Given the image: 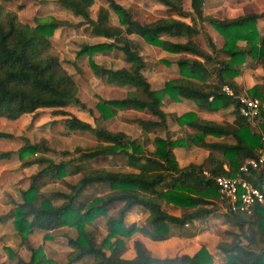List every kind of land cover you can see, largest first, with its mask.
<instances>
[{
    "label": "trees",
    "instance_id": "trees-1",
    "mask_svg": "<svg viewBox=\"0 0 264 264\" xmlns=\"http://www.w3.org/2000/svg\"><path fill=\"white\" fill-rule=\"evenodd\" d=\"M155 1L163 4L170 14L139 22L131 18L119 3L108 0L123 26L121 32L99 25L96 19H92L84 0H59L63 7L89 24L92 32L111 38V41L81 44L76 55L88 54L90 65L106 82L128 87L120 97L96 101L95 109L100 118L106 119L119 110L131 108L149 116L139 119L143 130L154 127L164 130V136L154 139L155 147L149 152H145L141 143L121 130L92 125L64 110V105L76 99L77 86L71 74L61 66L50 41L58 22L46 18L29 25L22 22L14 10L0 3V117L13 120L23 113L34 114L38 108H54L55 112L65 115L63 125L67 129L90 131L97 141L93 147L80 150L79 163L74 159L53 162L45 156L32 157L37 151L47 149L41 141L30 143L24 140L15 150H0V159H8L15 154L21 166L33 162L44 164L30 175L27 187L20 190V200L0 214V222L9 219L20 242L29 251L28 258L17 257L16 264H71L86 256L91 257L90 264H212V254L203 244L191 254L182 252L172 256H155L144 248L141 241L134 239V254L122 256L125 238L138 229L136 222L125 223L124 217L132 207H141L147 212L142 225L156 239L171 235V227L180 228L193 220H205L215 208L213 203L215 205V201L221 198L213 176L233 175L245 157L255 154L260 145V134L264 133V110L259 111L261 119L256 121L259 128L256 131L251 120L238 113L235 98L223 93L220 87L226 83L237 92L239 88L233 77L245 62V54H249L252 64L262 67L263 75L261 82L248 87L246 93L256 96L260 103L264 102V34L259 33L255 26L256 18L264 16V11L217 18L202 13L203 0H188L189 9L183 5L185 0ZM204 21L223 39L222 45L216 47L206 37L208 51L196 40ZM128 34L138 35L145 42L168 52L180 53L175 60L178 76L166 79L161 87L151 88L142 73L145 61L140 47L127 37ZM238 40H243L244 44L238 45ZM112 48L121 51L126 65L96 68L90 55ZM164 96L171 100L186 98L207 110H216L232 102L233 118L230 122H217L202 118L193 110L178 115L167 113L160 107ZM168 115L190 131L183 136L169 135ZM205 135L228 136L232 142H205ZM12 136L0 131V138ZM198 143L209 147L206 157L199 163L188 162L180 166L173 148ZM112 154H121L125 163L136 170L89 168L83 171L84 162L96 156ZM79 170L82 174L78 184L105 182L109 190L84 202L75 199L77 191L73 185L71 192L64 194V199L58 204L39 192L40 183L36 179L39 175L45 173L53 179ZM203 170L208 174L204 175ZM246 178L263 190L264 163L259 169L251 170ZM115 202L120 203L116 214L107 215L108 205ZM164 203L179 206L182 211L178 215L169 213L163 208ZM223 216L238 229L235 241L216 244L224 255V263L264 264V246L256 248L254 242L257 238L264 244V202L254 204L249 213L226 209ZM98 217L105 218V232L100 235L93 226ZM61 226L74 227L76 231L74 237H67L70 250L64 263L47 257L42 245H33L28 238L35 229L44 230L42 237L48 238L49 230ZM8 254L14 255L10 249Z\"/></svg>",
    "mask_w": 264,
    "mask_h": 264
},
{
    "label": "rangeland",
    "instance_id": "rangeland-1",
    "mask_svg": "<svg viewBox=\"0 0 264 264\" xmlns=\"http://www.w3.org/2000/svg\"><path fill=\"white\" fill-rule=\"evenodd\" d=\"M113 1L123 6L129 12L131 18L139 22H148L170 14L163 4L155 0ZM253 1L256 0H240L236 5H233L228 0H204L203 6L205 11L217 16H231L253 9ZM0 3L14 10L18 18L29 25H34L36 20L46 18H52L58 22V26L50 36V41L57 52L61 66L71 74L77 86L76 99L70 100L64 105L62 107L64 110L88 121L92 125H100L109 130L123 131L129 138L141 143L145 152L154 149V139L158 136L163 137L165 132L162 128L154 127L143 130L140 127L139 119L148 118L147 113L128 108L119 110L112 117L102 119L95 109L97 100L120 97L128 87L106 82L98 74L97 69H93L90 65L88 54L76 55V52L81 44L111 41V38L92 32L89 24L83 22L79 15H74L68 8L63 7L59 0H0ZM84 3L88 15L92 19H96L99 25L123 32V26L109 6L108 0H84ZM183 5L188 9V0H185ZM127 37L140 47L139 51L145 61L142 73L150 83L151 88L161 87L166 79L178 76L175 60L180 53H171L159 46L149 44L135 34H128ZM206 37H209L214 45H219L221 42V37L217 32L204 21L201 24V32L196 35V40L205 51H208L209 45ZM90 57L93 64L97 66L96 68L100 66L116 68L126 65L121 51L117 48L96 51ZM241 92H246V90L243 89ZM162 100L161 108L164 111L179 113L186 108L197 109L193 103L188 101L180 100L176 103L167 96H164ZM209 115L221 117L220 114ZM222 115V118H224L225 113H222ZM64 117L65 115L55 112L54 108L49 107L38 108L34 114H22L15 120L0 117V131L13 135L10 138H0V150H15L24 140L30 143L41 141L47 149L37 151V154L32 155V157L45 156L53 162L60 159H74L79 163L80 150L93 147L97 141L90 131L67 129L63 125ZM259 119H261L260 115L251 120L256 131H259L256 125V121ZM167 128L168 134L172 136H183L190 131L186 126L177 125L169 115L167 117ZM208 139H212V137H205V140ZM203 146L176 147L174 151L179 165L199 161L206 153ZM16 159V155L12 154L8 160L0 161V214L5 213L20 200V190L27 187L30 175L44 165L33 162L31 165L21 166ZM83 167V171L89 168L135 171L133 167L125 163L121 154L96 156L84 162ZM81 174V170L74 173L66 172L64 176L53 179L45 175H39L36 178L40 183L38 190L42 195L49 197L54 204L60 203L64 199L63 195L71 192L73 185H75V191H77L75 199L84 202L109 190L108 183L103 182L81 186L77 183ZM215 202V205L213 203L215 208L205 220H194L192 224H186L182 229L173 227L171 235L164 240L154 238L145 230L142 225L145 211L139 206L133 207L127 216V221L135 220L138 223V229L130 237L125 238L121 255L125 257L133 255V239L137 238L142 241L143 246L150 254L157 256H172L182 252L190 254L203 244L212 254V264H225L224 255L216 247V244L235 241L237 239L235 233L238 232V229L234 224L225 220L223 216V212L226 211L224 199L219 198ZM119 205V202L109 204L107 215H115ZM163 208L174 214L182 211L181 207L167 203L163 204ZM104 220V217H98L94 220L93 226L99 235L105 232ZM44 232L43 230H33L28 235L29 241L33 245L41 244L47 257L58 263H64L70 250L66 240L67 237L75 236V228L69 226L53 228L49 230L48 238L42 237ZM240 240L246 243V240L242 237H240ZM254 242L256 248L264 246L257 238ZM8 249L14 253L13 256H9ZM28 255L29 251L20 242L18 233L11 221L8 219L0 222V264H16L17 257L27 259ZM91 261V257L86 256L71 264H90Z\"/></svg>",
    "mask_w": 264,
    "mask_h": 264
},
{
    "label": "built area",
    "instance_id": "built-area-1",
    "mask_svg": "<svg viewBox=\"0 0 264 264\" xmlns=\"http://www.w3.org/2000/svg\"><path fill=\"white\" fill-rule=\"evenodd\" d=\"M220 90L235 98L236 108L240 115L252 120L259 115L260 101L256 96L246 92L236 93L229 84H222ZM264 163V133L260 134V145L252 156L246 157L233 175H215L213 180L225 207L233 212H247L256 203L264 201L263 190L246 178L251 170L259 169ZM203 174L208 172L203 170Z\"/></svg>",
    "mask_w": 264,
    "mask_h": 264
},
{
    "label": "crops",
    "instance_id": "crops-1",
    "mask_svg": "<svg viewBox=\"0 0 264 264\" xmlns=\"http://www.w3.org/2000/svg\"><path fill=\"white\" fill-rule=\"evenodd\" d=\"M226 1V0H225ZM231 4L233 5H236L238 3V1L240 0H228ZM242 1V0H241ZM244 1V0H243ZM204 0H203V3H202V13L203 14H207V15H212L214 17H217V18H230V17H234V16H238V15H241V14H233L231 16H217L213 13H209L207 11H205L204 9ZM253 4H254V8L253 9H249L247 11H244L242 14L244 13H247V12H263L264 11V0H256V1H253ZM232 5V6H233ZM187 9V8H186ZM188 9H189V6H188ZM209 26L211 28H213L210 24ZM255 26H256V29L259 33L261 34H264V16H259L256 18L255 20ZM214 29V28H213ZM215 30V29H214ZM215 32H217L215 30ZM217 34L221 37V42L219 43V45H215L216 47H219L222 45L223 43V39H222V36L217 32ZM238 45L240 44H244V41L243 40H238L236 42ZM181 55V54H180ZM253 63V60L251 58V56L249 54H245V62L243 63L242 67L240 68V71L239 73L233 77V80L234 82L236 83V85L238 86V90H237V93L241 92V90L243 89H247L248 87H250L251 85H253L254 83H259L261 82V79H262V75H263V70H262V67L260 65H256V64H252ZM176 77V76H174ZM150 84V83H149ZM180 100H183V101H188V102H191L195 105V103L192 101V100H189V99H186V98H180L178 101H175L173 100L174 102L178 103L180 102ZM163 104V100L161 102ZM161 104V105H162ZM160 105V107H161ZM196 106V105H195ZM234 107V104L232 102H229L227 103L226 105L224 106H221L220 108L216 109V110H207V109H203V108H199L198 106H196L197 109H191V108H186L182 111H180L179 113L175 112V111H164L162 108V110L164 112H167V113H174L176 115L184 112V111H187V110H193L198 116L202 117V118H205V119H210V120H214V121H217V122H220V121H228L230 122L233 118V114H232V109ZM264 110V102H261L260 103V110ZM222 113H225V117L222 118ZM23 114H26V113H23ZM33 114V113H32ZM209 114H220L221 117H217L216 115H209ZM22 115V114H21ZM19 117V116H18ZM17 117V118H18ZM15 120V119H13ZM178 125V124H177ZM168 129V128H167ZM189 129V128H188ZM190 130V129H189ZM212 137V139H208V140H205V137ZM221 138V139H220ZM204 141L205 142H208V141H225V142H232V139L228 136H220V137H216V136H213V135H205L204 136ZM193 145H197V146H203L205 147V150H206V153L205 155L199 160V161H196L194 163H199L201 162L207 155L208 151H209V147L205 144H192L191 146ZM176 147L173 148V152L175 154V149ZM180 148V147H179ZM182 148V147H181ZM176 157V156H175ZM246 158V157H245ZM244 158V159H245ZM5 160H8V159H0V161H5ZM17 160V159H16ZM18 161V160H17ZM37 163V162H36ZM32 163H30L29 165H31ZM179 164V163H178ZM187 164V163H186ZM185 165V164H183ZM28 166V165H26ZM182 166V165H180ZM224 166L226 167V165L224 164ZM132 167V166H131ZM134 168V167H133ZM135 169V168H134ZM136 170V169H135ZM41 175H46L45 173L44 174H41ZM96 183V182H94ZM97 183H100V182H97ZM105 183V182H103ZM264 190V189H263ZM135 207V206H134ZM138 207V206H137ZM133 208V207H132ZM132 208L126 213L125 217H124V221L125 223H130L132 221H127V216L129 215L130 211L132 210ZM141 208V207H140ZM145 211V210H144ZM145 213L147 214V212L145 211ZM170 213V212H169ZM145 214V216H146ZM174 214V213H172ZM179 214V213H178ZM178 214H175V215H178ZM144 216V217H145ZM134 222H136L135 220H133ZM194 221V220H193ZM193 223V222H192ZM192 223H187V224H192ZM138 224V223H137ZM186 224H184L182 227H180V229H182ZM138 226V225H137ZM173 227H171L172 229ZM176 228V227H175ZM179 229V228H178ZM44 231V230H43ZM137 239V238H135ZM165 239V238H164ZM162 239V240H164ZM134 240V239H133ZM139 241H141L140 239H137ZM159 240V239H158ZM142 243V241H141ZM143 244V243H142ZM145 248V247H144ZM134 254V253H133ZM189 254V253H188ZM191 254V253H190ZM153 255V254H152ZM132 256V255H130ZM128 256V257H130ZM157 256V255H155Z\"/></svg>",
    "mask_w": 264,
    "mask_h": 264
}]
</instances>
